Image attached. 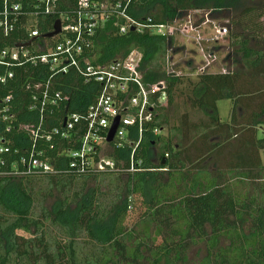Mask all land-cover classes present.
<instances>
[{
  "label": "trees",
  "instance_id": "16d2710c",
  "mask_svg": "<svg viewBox=\"0 0 264 264\" xmlns=\"http://www.w3.org/2000/svg\"><path fill=\"white\" fill-rule=\"evenodd\" d=\"M190 11L206 12L228 28L226 41L233 50L228 60L237 69L229 65L198 73L188 102L204 111L209 123L188 145L190 127L176 129L175 142L161 136L167 119L159 112L174 105L185 80L192 85L171 61L186 53L176 38L135 31L121 35L124 20L115 19L96 29L91 49L79 57L81 64L86 58L104 65L138 52L145 85H167V102L156 106L153 121L144 125L134 154L142 164L133 174L124 171L130 165L128 143L104 146L102 156L115 163L114 170L80 175L69 169L68 156L80 146V129L64 137L45 132H64L67 115L85 114L101 84L87 81L75 67L52 75L49 66L28 64L0 86V98L12 96L14 114L11 132L3 136L11 152L3 170L10 164L21 170L20 160L34 151L57 171L0 176V264H189L187 252L198 244L206 247L199 264H264V3L136 0L126 10L137 21L151 17L155 23H173ZM58 18H38L40 34H50ZM18 36L11 37L12 46ZM194 61L180 60L190 73ZM224 100L233 102L227 123L218 116L217 104ZM38 128L43 134L32 135ZM126 129L129 140L137 141V131ZM156 147L162 152L157 164ZM165 154L169 157L161 166ZM211 159L220 163L215 176L202 166ZM136 198L145 211L131 228L126 222Z\"/></svg>",
  "mask_w": 264,
  "mask_h": 264
},
{
  "label": "built area",
  "instance_id": "2783aa9c",
  "mask_svg": "<svg viewBox=\"0 0 264 264\" xmlns=\"http://www.w3.org/2000/svg\"><path fill=\"white\" fill-rule=\"evenodd\" d=\"M134 1L136 0H0V86L15 80V69L28 64L49 66L52 75L66 73L75 67L87 81L101 84L98 99L85 114L67 115L64 132L58 128L45 131L49 136L61 134L64 137L68 132L80 129V146L68 152L71 159L69 169L80 175L114 170L115 163L102 156L104 146L115 145L123 148L126 143L130 144L132 151L130 165L124 171L129 174L138 171L137 168L142 163L134 158V154L141 142L144 125L153 121L156 106L161 107L167 102L165 82L145 85L140 72L142 57L138 52H132L125 58L104 65L93 64L86 58L80 63L79 57L85 50L91 49V39L99 26L115 19H123L124 24L118 31L121 35L133 29L139 34L150 33L167 40L176 38L177 42L178 36L184 37L189 46L196 48V58L200 56L198 73L211 71L215 67L218 46L228 35V28L211 20L209 14L198 24L188 17L187 22L183 17L173 23H155L151 17L137 21L126 12ZM24 5L29 8L25 9ZM61 5L70 6L63 11ZM55 14L59 15L56 21L61 23L60 32L52 38L42 36L38 28V18ZM114 25L117 26V23ZM53 31L52 28L51 33ZM16 33H20V36L12 46L11 37ZM55 39L58 41L54 44ZM28 42V47L23 46ZM176 46L185 47L180 43ZM11 102V95L0 98V176L55 174L57 171L53 169L51 162L40 158L41 154H35L34 151L20 160L21 170L14 169L13 164L9 165V169L3 170L6 165L5 156L11 153L3 139V136L11 132L10 122L14 118ZM118 117L120 124L115 139L108 144V132ZM128 127L137 131V141L129 140L126 129ZM39 133L43 134L40 128L32 130V135L37 136ZM164 157L166 160L169 155L165 154Z\"/></svg>",
  "mask_w": 264,
  "mask_h": 264
},
{
  "label": "rangeland",
  "instance_id": "374dc122",
  "mask_svg": "<svg viewBox=\"0 0 264 264\" xmlns=\"http://www.w3.org/2000/svg\"><path fill=\"white\" fill-rule=\"evenodd\" d=\"M258 3L263 4L264 0H258ZM195 12H198V13H195ZM206 14L208 13L202 12V11H193V12L190 11L184 14L182 17L185 20L188 17V19L189 18L192 19V21L195 24H198V22L201 19L205 20L204 17ZM188 19L186 20V22L188 21ZM178 40H179L178 43L185 46L182 48L185 49L186 53H183V55L181 56L176 55L173 59L175 60V62L177 61V63H179V67L182 68L181 70L183 74L186 76L185 78H189L190 79L189 81L192 82V85H190L189 82L185 80L182 86H180L178 90L176 91V98H175L174 105L164 111L159 112L161 116H164L167 119V123L166 125H164V129H163V132L161 133V136L163 138L172 137L173 139L174 138L173 134L178 133V132L175 133L176 129H181L185 131V130H188V128L190 127L191 131H190V134L188 135L189 138L186 143V145H188V143H191L193 139H195L201 132L205 130V128L207 127L209 123V119L204 111L193 109L190 103L188 102V96H189L188 89L191 91L194 84L198 81L197 66L198 64H200L199 59H198L200 56L196 58V55L193 54L194 51H197L196 48L189 46L186 43L187 40L184 37L178 36ZM232 53H233V50L228 47V42L226 40L222 41L218 46V53L216 57L217 62L215 64V67H213V69H210V70L212 72L213 71L220 72L224 70L226 67H228L229 65L230 66L232 65L231 69L232 71H235L237 69V65H235V62L233 60L232 61L230 60V62L228 60V56L232 55ZM191 58L195 59L194 64H193V67L195 68V70L192 72L193 74L190 73L191 71L189 72V69L187 68L185 63L182 64L180 62V60H183V59L188 60ZM223 61H226V62H223ZM237 62L239 63L240 61L238 60ZM217 108H218V116H219L220 121L227 123L233 111V102L230 100L220 101L217 104ZM173 142H175L174 139H173ZM161 153L162 152L159 150V148L156 147L154 151V158H153L155 164H157V160L159 159ZM108 154L109 152L105 153L104 155L108 156ZM260 155H261L262 164L264 166V150L260 152ZM219 164L220 163H217L216 160L211 159L203 163L202 166L206 168L207 171H209L212 175L215 176L217 168H220ZM133 204H134L133 209L130 211L127 222H126V225L131 228L137 225V223H139L141 216L145 211L144 207L142 206L141 199H138V198L134 199ZM17 233L23 237H26V238L29 237V235L25 234L22 231H18ZM205 255H206V247L204 244H198L196 246H192L187 252L189 264H199ZM160 264H164V262H161Z\"/></svg>",
  "mask_w": 264,
  "mask_h": 264
},
{
  "label": "water",
  "instance_id": "95a60500",
  "mask_svg": "<svg viewBox=\"0 0 264 264\" xmlns=\"http://www.w3.org/2000/svg\"><path fill=\"white\" fill-rule=\"evenodd\" d=\"M60 27H61V23L59 20L55 21L54 23V26H53V32L46 35L47 38H52L54 37L55 35H57L59 32H60ZM133 31V29H132ZM30 45V42L24 44L23 46L25 47H28ZM119 124H120V118H116L113 123H112V126L108 132V135H107V138H106V143L108 144H111L113 143L114 139H115V135H116V132L119 128ZM66 125V118L64 119V122H63V127ZM161 166H165V159L163 160Z\"/></svg>",
  "mask_w": 264,
  "mask_h": 264
},
{
  "label": "flooded vegetation",
  "instance_id": "af4514ba",
  "mask_svg": "<svg viewBox=\"0 0 264 264\" xmlns=\"http://www.w3.org/2000/svg\"><path fill=\"white\" fill-rule=\"evenodd\" d=\"M223 62H225V61H223Z\"/></svg>",
  "mask_w": 264,
  "mask_h": 264
}]
</instances>
